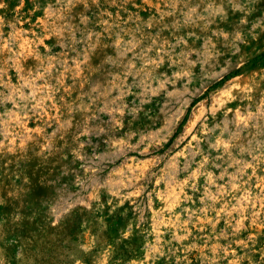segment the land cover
Returning <instances> with one entry per match:
<instances>
[{
    "label": "rangeland",
    "instance_id": "1",
    "mask_svg": "<svg viewBox=\"0 0 264 264\" xmlns=\"http://www.w3.org/2000/svg\"><path fill=\"white\" fill-rule=\"evenodd\" d=\"M0 264H264V0H0Z\"/></svg>",
    "mask_w": 264,
    "mask_h": 264
},
{
    "label": "bare ground",
    "instance_id": "2",
    "mask_svg": "<svg viewBox=\"0 0 264 264\" xmlns=\"http://www.w3.org/2000/svg\"><path fill=\"white\" fill-rule=\"evenodd\" d=\"M22 125V124H21ZM25 126V125H24ZM23 127V126H22ZM26 127V126H25ZM24 128V127H23ZM27 128V127H26ZM20 129V128H19ZM247 194V193H246ZM246 199H248V194H247V196L245 197ZM177 217H179V216H177Z\"/></svg>",
    "mask_w": 264,
    "mask_h": 264
}]
</instances>
